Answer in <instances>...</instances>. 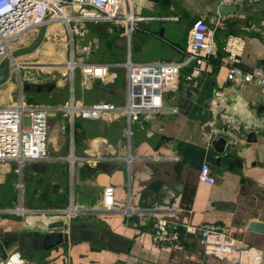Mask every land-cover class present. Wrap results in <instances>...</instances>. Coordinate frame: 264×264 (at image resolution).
Segmentation results:
<instances>
[{"label": "crops", "instance_id": "1", "mask_svg": "<svg viewBox=\"0 0 264 264\" xmlns=\"http://www.w3.org/2000/svg\"><path fill=\"white\" fill-rule=\"evenodd\" d=\"M219 5L218 0H127L133 17L130 32L113 22L77 21L82 22L78 27L81 35L88 32L83 46L94 50L95 59L89 63L109 66L104 79H87L79 68L78 79L63 77L65 71L53 79L54 88L59 92L67 88L69 98L81 105L98 101L123 105L118 101L127 99L128 62L183 63L189 29L196 19L214 29L213 52L200 65L183 64L175 88L163 93L162 113L132 123L130 135L122 114L87 120L85 128L73 121L67 123L69 139L53 143L58 151L50 158L48 150V158L39 161L42 165L31 162L30 173L26 166L16 171L15 162V167L10 162L0 164V238L11 251L22 254L25 264H236L207 254L200 235L187 233L182 226L174 229L175 239L156 243L152 216L119 212L72 220L53 216L55 208L65 207L71 199L81 207L100 203L106 187L111 188L110 199L116 207L128 201L135 209L144 207L140 206L141 195L155 181L180 189L171 204L166 200L146 207H173L171 219L179 223L222 229L238 246H254L264 252V233L248 228L251 221L264 222V87L225 79L229 64L226 43L231 37L240 42L237 64L241 69H264V2L241 6V12L223 17L218 14ZM63 10L73 15L76 8L67 4ZM60 23L49 18L39 46L16 59L22 64H38L37 69L42 64L64 63L72 47L65 41L68 36ZM84 24L89 26L84 29ZM37 32L17 39L11 49L29 46ZM88 34L93 38L89 40ZM216 89L223 91L222 110L241 119L248 140L246 145L225 146L221 153L208 136ZM171 107H177V112L171 113ZM203 163L211 168L213 184L199 179ZM19 204L47 214L19 216L7 210ZM59 228L66 231L63 242L43 249L44 236L54 241Z\"/></svg>", "mask_w": 264, "mask_h": 264}, {"label": "built area", "instance_id": "2", "mask_svg": "<svg viewBox=\"0 0 264 264\" xmlns=\"http://www.w3.org/2000/svg\"><path fill=\"white\" fill-rule=\"evenodd\" d=\"M219 4L245 6L255 5L264 0H218ZM69 4L76 8L74 15H66L64 7ZM51 18L68 24L71 20L90 22H113L130 32L133 17L127 7V0H0V67L3 61L10 57L14 41L30 31L38 29ZM135 18V17H134ZM68 19L67 23L64 21ZM137 19V18H135ZM71 30V29H70ZM73 31V30H71ZM76 31V30H75ZM215 31L203 19L193 21L189 29V40L182 62L156 61L146 63L128 62L127 81L128 94L125 104L118 106L109 101H98L89 105H81L73 98L62 107H52L35 104L25 99L22 91L15 101L0 105V163L15 162L16 171L24 163L42 161L48 158V119L57 112L62 111L73 123L74 118L82 120H98L110 113L122 114L126 118V134L130 135V125L141 120H150L162 113L163 93L167 89H174L179 76L180 68L185 63L200 65L206 61L213 52ZM239 40L231 37L226 43L229 49V64L225 70V79L241 83L255 82L264 87V69L254 67L243 70L238 66ZM75 53L71 49L66 68L70 70L69 79L75 69H80L85 78L104 79L109 73L107 64L78 63ZM71 65V66H69ZM20 63L16 58L11 61L10 69L18 70ZM65 77V73L62 75ZM68 78V77H66ZM20 81L21 78L19 79ZM40 82V81H39ZM215 107L211 117L208 136L210 139L223 137L225 146L246 145L248 140L242 132V121L236 115L225 112L221 108L223 98L222 89L213 93ZM177 107H171L170 112L176 113ZM143 118L139 119V115ZM200 181L213 184L211 168L203 163L199 169ZM112 190L106 187L100 203L90 207L78 206L74 200L62 208H55L53 216L72 220L87 214L100 215L106 212H119L125 216L139 215L154 218L153 240L166 242L176 238V229L182 226L185 232L198 233L203 240L204 250L207 254L227 259L236 264H264V252L254 246H238L226 231L213 227H198L190 223H179L171 219L175 214L173 207H139L133 208L128 201L119 208L111 201ZM12 213L22 215H41L47 211L27 210L21 204L12 209ZM0 264H25L19 251H13Z\"/></svg>", "mask_w": 264, "mask_h": 264}, {"label": "rangeland", "instance_id": "3", "mask_svg": "<svg viewBox=\"0 0 264 264\" xmlns=\"http://www.w3.org/2000/svg\"><path fill=\"white\" fill-rule=\"evenodd\" d=\"M80 23H82V22H77L75 20H71L68 24L61 22L60 26L64 29V33H66L68 36V37H66L65 41L70 44V47H72V50L75 53V55H74L75 59L78 61V63H83V62L89 63V62L94 61L93 59H95L92 56V55H94V52H93L94 50H92V47H91V50H92L91 51L89 48L86 49V47L83 46L84 44H86V43H83L84 36L88 32L85 33L84 36L81 35L82 31H78V27L81 26ZM177 25H179V23H177ZM86 26H89V25H85L84 29H86ZM70 29L73 31H71ZM75 29H76V31H75ZM68 30H69L70 34L68 33ZM90 31H94V30L90 29ZM36 32H37L36 30L30 31V32L26 33L25 35H28L27 37H33ZM85 32H86V30H85ZM25 35H23V36H25ZM88 35L91 37V38H88L89 40L93 38L91 34H88ZM22 37H20L19 39H21ZM47 43L44 42V45H48ZM16 44L17 43H15L14 45L12 44L13 45L12 47L14 48L16 46ZM12 51H14V50H12ZM80 52L83 54L89 53L90 55L86 56V57H78V56H82V55H77ZM68 54L69 53H67L66 57L64 58V63L57 64V65L42 64V65H40L41 67L40 66L38 67V69L36 68V66L38 64L32 65V66L27 65V64H22L21 63L22 60L16 59L17 62L20 63L19 69L16 71L10 70V78L5 81L6 83L3 82L2 84H0V104H2L4 102H8L7 104H9V103L15 101L18 94H19V91L21 90L25 99L28 101H31L35 104H43V105H47V106L56 105V107H62L64 105H66L70 99L68 96L69 92H68L67 88L64 90H61L60 92H59V90H57V88H54L55 82L53 79L61 77L59 75L60 71H63V72L65 71V77L69 78L70 70L66 68L67 67L66 63L68 62L69 57H70V55H68ZM30 60L32 61L35 59L31 58ZM135 60H136V58H135ZM51 66H53L55 68H50ZM47 70H48V72H45ZM53 75H54V77H53ZM79 76H80L79 70L75 69L74 74L72 73V77H76V79H78ZM20 78L22 81L19 80ZM32 79H33V82H31ZM7 82H8V85H10V86H7L8 89L6 87ZM16 83L19 85L17 86ZM92 94H93V96L91 99L94 100L93 98L96 97V94H95V92L94 93L92 92ZM107 97L108 96L105 95V98H107ZM118 103L119 104H125L124 101H118ZM57 104H62V105L58 106ZM75 121H77V123L79 122V125L81 123L82 128H85L86 125L89 124V122L87 120H82V119H78V118H74V122ZM67 123H69L67 116H65L63 114V112L59 111V110H57V112L55 114L53 113L52 118L48 119L49 129H48L47 144L49 142L48 150H49V157L50 158L53 154H55L54 151H58L57 149L53 148V146H52L53 143H55L56 141L62 142L64 140V138L68 140L70 137L69 136V130H70L69 124L70 123L69 124H67ZM62 135H63V137H62ZM40 162L42 163V161H40ZM40 162L37 161L35 163L38 165ZM41 163H40V165H42ZM0 164H5V163H0ZM9 164H11V167L16 166L15 163H13V162H10ZM29 164L30 163H24L23 166H26L27 167L26 169L30 173L29 169H31V165H29ZM40 167L45 168L44 166H40ZM79 217H82V216H79ZM79 217H77V219ZM62 219H63V217H62Z\"/></svg>", "mask_w": 264, "mask_h": 264}, {"label": "water", "instance_id": "4", "mask_svg": "<svg viewBox=\"0 0 264 264\" xmlns=\"http://www.w3.org/2000/svg\"><path fill=\"white\" fill-rule=\"evenodd\" d=\"M236 12H241V6H235V5H227V4H220L218 6V14L220 17L233 14ZM45 27L46 25L43 24L40 26L39 31L35 39L32 41V43L24 48L17 49L13 51L10 55V57L6 58L1 67H0V84L5 82L10 75V63L12 60H14L16 57L27 54L29 52H32L42 41L45 33ZM143 118V114L139 115V119ZM212 145L217 146V151L219 153L224 151L225 148V143L226 140L223 137H218L216 139L212 140ZM180 187L175 186V187H169L168 185H165L161 183L160 181H155L153 182L145 191H143L141 195V200H140V206H149L150 203H164L167 200V203L171 204L173 200V196L176 194L177 191H179ZM248 228L253 231H258L261 233H264V222L260 221H251L248 225ZM62 228H59L57 238L54 241L50 240L49 235H45L43 238V243H42V248L43 249H49L59 243H62L66 231L64 233L60 231ZM36 240L35 238L32 239V241ZM29 242V239H26V243ZM21 244H18L17 247H20ZM15 248V247H13ZM35 249V247H33ZM12 248L5 244L4 239L0 238V263L1 261L5 260L10 254Z\"/></svg>", "mask_w": 264, "mask_h": 264}, {"label": "bare ground", "instance_id": "5", "mask_svg": "<svg viewBox=\"0 0 264 264\" xmlns=\"http://www.w3.org/2000/svg\"><path fill=\"white\" fill-rule=\"evenodd\" d=\"M68 19H65L64 21H67ZM69 66H71V65H69Z\"/></svg>", "mask_w": 264, "mask_h": 264}, {"label": "trees", "instance_id": "6", "mask_svg": "<svg viewBox=\"0 0 264 264\" xmlns=\"http://www.w3.org/2000/svg\"><path fill=\"white\" fill-rule=\"evenodd\" d=\"M75 122H77V121H75Z\"/></svg>", "mask_w": 264, "mask_h": 264}]
</instances>
